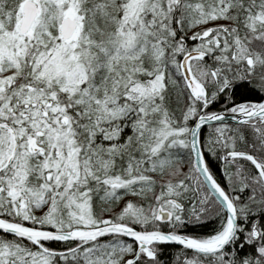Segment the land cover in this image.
Listing matches in <instances>:
<instances>
[{"label": "snow or ice", "instance_id": "obj_1", "mask_svg": "<svg viewBox=\"0 0 264 264\" xmlns=\"http://www.w3.org/2000/svg\"><path fill=\"white\" fill-rule=\"evenodd\" d=\"M168 248L264 264V0H0V264Z\"/></svg>", "mask_w": 264, "mask_h": 264}, {"label": "trees", "instance_id": "obj_2", "mask_svg": "<svg viewBox=\"0 0 264 264\" xmlns=\"http://www.w3.org/2000/svg\"><path fill=\"white\" fill-rule=\"evenodd\" d=\"M211 225H209V228ZM208 229H199V231H207ZM178 253V248H168L165 250L164 255L161 257L162 260H165L168 262V264H172L175 255Z\"/></svg>", "mask_w": 264, "mask_h": 264}]
</instances>
